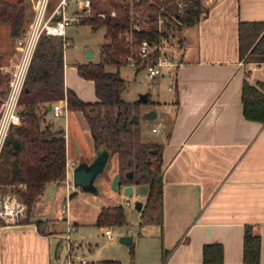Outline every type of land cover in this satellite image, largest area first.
Returning <instances> with one entry per match:
<instances>
[{
    "label": "crops",
    "instance_id": "obj_1",
    "mask_svg": "<svg viewBox=\"0 0 264 264\" xmlns=\"http://www.w3.org/2000/svg\"><path fill=\"white\" fill-rule=\"evenodd\" d=\"M201 1L205 10L200 21L183 23L177 37L172 36L166 44L179 64L158 76L154 91L147 92L152 105L140 106L141 115L157 112L155 122L159 126L146 128L150 123L147 117L141 118L140 125L142 140L162 148L161 221H144L149 185L121 183L118 161L109 169V160L97 177L98 194L74 186V168L83 158L92 161L98 147L81 110L69 109L64 120L56 123L50 104L46 118L51 120L53 129L64 131L66 137L67 178L60 183H47L29 221L0 224V264H66L68 242L74 252L88 256L85 250H92L93 244L86 249L76 245L72 231L80 224H96L102 207L116 204H123L126 210L129 223L122 227L127 229L131 224L129 206L132 212H138L141 228L151 227L148 233L139 231L137 236L152 241L160 238L158 253L152 252V257L144 259L147 264H264V121L247 118L242 99L245 81L264 83V59L242 58L239 42L240 21L264 20V0ZM81 62L69 64L65 59V84L82 99L97 101L95 81L78 71ZM163 82L167 92L161 87ZM127 185L133 186V194L143 202L141 209L132 207L133 202L124 191ZM80 194H85L81 196L89 202L84 212L86 219L72 208L73 200ZM61 203L62 214L54 208ZM36 220H43L44 225L39 227ZM69 222L73 225L70 231ZM247 225L261 236L258 263L244 261ZM107 226H99L104 234ZM110 227L113 236L106 235L114 239L113 227L119 226ZM129 229L122 232L133 236L132 244H126L129 253L123 263L141 264L144 245L135 249L133 261L131 246L136 247V233ZM206 244L223 247L221 262L205 260ZM146 255L151 256L149 252ZM117 257L91 261L121 260Z\"/></svg>",
    "mask_w": 264,
    "mask_h": 264
},
{
    "label": "trees",
    "instance_id": "obj_2",
    "mask_svg": "<svg viewBox=\"0 0 264 264\" xmlns=\"http://www.w3.org/2000/svg\"><path fill=\"white\" fill-rule=\"evenodd\" d=\"M119 0H94V14L83 23L94 30L105 26L107 41L101 45L99 61L79 63L81 76L95 81L97 101L82 99L75 89L65 84V47L59 37L42 36L33 55L20 98L24 109V121L7 138L0 155V187L11 186L27 203L26 216L21 222L30 220L36 199L43 195L48 182H62L67 178V142L64 131L53 129L47 122L49 105L66 98L71 110H81L86 116L96 146L104 144L118 156L121 183L148 184L149 193L143 208L144 221L162 219L164 192V160L162 148L157 143L145 142L141 138L139 100L127 101L122 93L127 80L120 67L129 64L132 53L122 33L129 22V14L119 10L116 16L103 18L100 11L120 9ZM205 7L201 0H190L188 6L174 13L187 24L200 21ZM31 15L25 0H0V20L8 22L13 36L22 34L30 22ZM159 38L157 32H142L138 41L147 36ZM240 54L242 58L262 61L264 59V20L240 21ZM114 66L116 70L108 67ZM144 68L137 66V71ZM6 78L0 73V86L6 87ZM26 88H28L26 90ZM242 99L244 115L249 119L264 121V83L258 85L244 82ZM137 118V119H136ZM157 149V152H152ZM133 170L132 179L126 172ZM25 186H22L24 185ZM5 221L0 217V224ZM39 227L43 220H36ZM128 219L123 204L102 207L96 224L98 226H124ZM207 262H221L223 247L206 244ZM261 256V236L255 234L252 225H247L244 234V261L258 263ZM131 258L135 259V248L131 246ZM104 264H124L122 260L110 259Z\"/></svg>",
    "mask_w": 264,
    "mask_h": 264
},
{
    "label": "built area",
    "instance_id": "obj_3",
    "mask_svg": "<svg viewBox=\"0 0 264 264\" xmlns=\"http://www.w3.org/2000/svg\"><path fill=\"white\" fill-rule=\"evenodd\" d=\"M120 9L100 11L98 16H116L119 10L129 14L128 25L123 30V37L132 53L127 61L137 67L143 65L148 74L155 78L171 72L179 64L171 51L167 49L170 38L175 35L165 27H180L184 22L174 8L181 13L190 0H119ZM34 15L28 28L16 36V46L8 60L0 61V73L6 78V87L0 86V155L7 138L24 121L20 98L25 88V81L33 55L42 36L59 37L66 48L67 28L83 23L94 14V0H33ZM157 32L159 38L150 35L138 41L142 32ZM172 35V36H171ZM55 116L69 112L66 98L56 100L51 105ZM156 130V128H154ZM22 186H25L22 185ZM27 203L11 186L0 187V217L8 223L20 221L27 213ZM65 211V209H64ZM73 225L69 222L68 230ZM105 233L112 237V228L105 227ZM67 238L70 239L69 235ZM66 264H104L91 261L87 255L74 252L71 243H67Z\"/></svg>",
    "mask_w": 264,
    "mask_h": 264
},
{
    "label": "rangeland",
    "instance_id": "obj_4",
    "mask_svg": "<svg viewBox=\"0 0 264 264\" xmlns=\"http://www.w3.org/2000/svg\"><path fill=\"white\" fill-rule=\"evenodd\" d=\"M15 1V0H12ZM27 9L31 15V19L34 15V8H33V0H25ZM55 0H51V4H53ZM30 23V22H29ZM29 23H27L25 26L28 28ZM170 33L173 32L175 37L180 32V28L170 26L169 28L165 27ZM106 34V27L102 26L98 28L97 30H94L90 24L86 23H79V24H73L68 26L67 28V40L69 42L68 46L65 48V59L66 62L69 64L78 63L85 60H92V61H99L100 59V48L101 45L107 41V38L105 36ZM172 36V35H171ZM175 38H172L173 40ZM16 36H13L10 31V25L8 22L0 20V61H5L4 59H7L10 54H13L15 46H16ZM170 48V46L168 47ZM90 49L94 56L91 58H88L86 56L87 50ZM82 63V62H81ZM110 70H116V67H108ZM120 71L122 75L127 80V87L122 93V97L127 101H135L138 100L141 93H147L149 90L151 92L154 91V82L158 77H151L148 74V70L145 68L140 69L137 71V68L133 66L132 64H125L120 67ZM161 87L163 88L164 92L168 91L167 85H165V82L161 84ZM165 88V89H164ZM142 102V106L144 107H150L152 104L149 102ZM155 111V110H151ZM150 112V111H148ZM64 114L61 116H54V120L56 123H59L60 121L64 120ZM156 117L149 118L148 123L146 125V128L149 127V130H151L152 125L156 124L159 126L158 122H155ZM47 122L51 123V120L47 118ZM151 124V125H150ZM151 132V131H150ZM118 157L116 155L111 156L110 159V165L109 169L113 168L115 165H117V159ZM97 182L99 180L96 179ZM45 192V191H44ZM44 194V193H43ZM80 194L75 200H73L72 208L74 211H77L78 213H81L84 216V219H86L87 214L84 212L88 210L89 202L88 199L82 198ZM90 195V194H86ZM131 198L133 205L132 207L135 208V201L137 200L136 194L129 195ZM37 200V199H36ZM62 203L56 204L54 207L55 210H58L60 214ZM35 206V204H34ZM33 206V208H34ZM128 210V217L131 219V224L128 226L130 231L136 233V239H135V249L137 250L138 247L142 246L144 251L140 252V260L139 263L141 264H147L146 260L148 257H152V252L155 254L158 253L159 245L161 243L160 238L156 239L155 241L150 240H141L140 237H138V232L141 231V233H148L150 226H146L144 228L140 227L139 221L140 216H137V211L132 212L131 208L129 206H126ZM33 208L31 210L30 215H32ZM40 211H38V214ZM65 214V213H64ZM86 215V216H85ZM81 218V217H80ZM78 229H74L71 233L72 242H74L76 245H80V247H83L84 249L87 248V246L93 244L92 250H85L86 253H88V258L93 261L103 260L107 259L112 256H119L117 258H120L124 263V259L126 258L127 254L129 253L128 247L126 244L120 241L119 237L122 234V232H126L127 229L125 227L119 226V227H113L114 231V239H110L107 237L106 234L101 231L100 227L97 224L87 223V224H80L78 225ZM152 243H154L152 245ZM150 245L151 249L147 250V247ZM158 245V246H157ZM154 248V250H152ZM151 254V256L146 255L147 252ZM143 259V260H141ZM146 259V260H144Z\"/></svg>",
    "mask_w": 264,
    "mask_h": 264
},
{
    "label": "water",
    "instance_id": "obj_5",
    "mask_svg": "<svg viewBox=\"0 0 264 264\" xmlns=\"http://www.w3.org/2000/svg\"><path fill=\"white\" fill-rule=\"evenodd\" d=\"M86 56L91 58L94 56V53L88 49L86 52ZM28 88H26L27 90ZM140 102H147L148 101V94L141 93L138 99ZM24 114V109L21 110ZM157 116L156 111H150L146 113V115H140L141 118L147 117L152 118ZM137 119V118H136ZM152 152H157V149H153ZM113 154L112 150L108 149L104 144H100L98 146L97 154L92 161H87L86 159H81L79 163L76 165L73 171V183L75 187H80L82 190L91 192L93 194L99 193V187L96 184V179L99 175H101L107 165L109 164V160L111 155ZM134 176L133 170H129L126 172V177L128 179H132ZM127 195L133 194V186L127 185L124 189ZM135 206L138 209H141L143 206V202L141 200H137L135 202ZM119 239L125 244H132L133 236L131 234L128 235H121Z\"/></svg>",
    "mask_w": 264,
    "mask_h": 264
}]
</instances>
